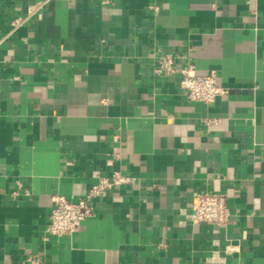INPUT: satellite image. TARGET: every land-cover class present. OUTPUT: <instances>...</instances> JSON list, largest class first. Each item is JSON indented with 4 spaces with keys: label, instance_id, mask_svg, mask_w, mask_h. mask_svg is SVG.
<instances>
[{
    "label": "crops",
    "instance_id": "1",
    "mask_svg": "<svg viewBox=\"0 0 264 264\" xmlns=\"http://www.w3.org/2000/svg\"><path fill=\"white\" fill-rule=\"evenodd\" d=\"M163 54L228 93L189 101ZM115 172L132 182L45 240L57 196ZM202 191L227 225L188 217ZM37 261L264 264V0H0V264Z\"/></svg>",
    "mask_w": 264,
    "mask_h": 264
},
{
    "label": "built area",
    "instance_id": "2",
    "mask_svg": "<svg viewBox=\"0 0 264 264\" xmlns=\"http://www.w3.org/2000/svg\"><path fill=\"white\" fill-rule=\"evenodd\" d=\"M42 7L43 3L32 8L28 18ZM25 20L19 18L13 22V26L17 27ZM176 60L177 57L174 54L159 56L158 66L154 73L160 76L179 74L181 89L189 101L210 105L218 97L228 93L226 88L218 85L216 72L212 71L207 75H199L192 65L179 69L176 67ZM129 182H132V178L123 175L121 172H115L111 177H100L97 184L76 200L57 196L53 201L45 240H49L51 237L72 236L78 232L85 220L94 217L93 202L95 200L105 198L114 188ZM188 217L196 224L206 223L217 227L227 225L231 217L227 196L223 193L210 191L195 192ZM214 260L215 257L212 261ZM221 261L224 262V259ZM36 264H40V262L37 261Z\"/></svg>",
    "mask_w": 264,
    "mask_h": 264
}]
</instances>
